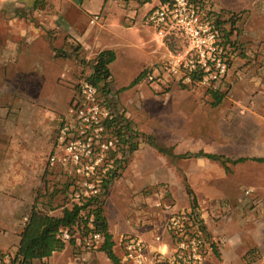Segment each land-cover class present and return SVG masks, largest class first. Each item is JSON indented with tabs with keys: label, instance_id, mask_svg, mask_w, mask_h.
<instances>
[{
	"label": "rangeland",
	"instance_id": "rangeland-1",
	"mask_svg": "<svg viewBox=\"0 0 264 264\" xmlns=\"http://www.w3.org/2000/svg\"><path fill=\"white\" fill-rule=\"evenodd\" d=\"M159 1L152 0L153 7ZM209 1L215 9L233 11L241 17L237 53L227 85L220 92L185 87L174 81L161 82V77L149 81L148 75L160 70L172 53L187 50L186 40L178 35L175 40L162 42L148 27L145 15L140 13L137 16L132 5L129 11L138 18L135 27L126 25L123 30L116 29L123 3L122 0H108L105 24L109 28L100 31V23L90 27L93 35L88 43L98 45V49L74 44L71 51L64 48L58 51L57 57L63 64L68 63L75 70L81 68V71L76 70L79 74L74 79L60 78L69 83V88H51L49 82L48 86L41 85L35 81L37 78L22 75L11 82L3 94L8 103L16 89L31 91L41 103L60 107L56 114L61 117L67 113L81 82L92 76L101 50L116 53V60L109 65L106 90L120 106L126 121L136 129L135 148L128 169L108 188L102 199L118 256H121L119 244L122 237L139 236L145 240L140 236L142 231L150 236L157 248L169 242L168 222L172 212H185L198 219L208 246L203 264H216L221 254L233 246L251 247L249 238L243 234L251 220L246 223L244 220L251 218L249 213L263 202L264 163L249 160L236 166L229 165L227 171L219 162L204 157L171 159L147 143V137L152 135L174 147L175 154L204 151L230 159L264 158V86L252 88V79H242L243 73H251L256 76V82L261 80L264 85V0ZM88 3H91L93 13H99L104 0H90ZM142 18L143 22L140 21ZM122 20L130 22L127 18ZM51 37L58 36L52 33ZM142 73L145 76L139 84L123 90ZM215 96L221 99L219 103H216ZM14 111L15 115L8 119L3 132L14 128L12 121L19 113ZM56 180L54 177L45 180V186L37 190L41 201L34 206L61 216L63 209L71 206L63 188L69 180L63 178L59 183ZM186 185L197 198L196 207L191 204ZM165 205L171 208L167 210ZM158 236L162 238L160 242L156 241ZM14 240L12 235L10 245ZM66 247L65 251L54 254L50 264H112L103 252L80 250L71 244ZM146 257L147 264H150V254ZM5 259L0 256V264ZM232 263L235 262H224Z\"/></svg>",
	"mask_w": 264,
	"mask_h": 264
},
{
	"label": "crops",
	"instance_id": "crops-1",
	"mask_svg": "<svg viewBox=\"0 0 264 264\" xmlns=\"http://www.w3.org/2000/svg\"><path fill=\"white\" fill-rule=\"evenodd\" d=\"M36 1L0 0V253L11 256L20 245V235L30 213L28 210L41 201L37 190L45 186L48 178H57L59 183L67 177L62 169H50L47 164L48 157L55 151L60 125V116L57 117L56 112L60 107L41 103L31 91L16 89L8 103L4 101L3 94L7 92L8 85L22 75L33 76L37 78L36 82L45 86L50 84L51 88H69V83H64L60 78L74 79L81 68L78 67L76 71L68 63L63 64L57 57L58 51L61 48L71 51L74 44L84 48L88 46L91 50L98 49V45L88 43L93 35L90 18L95 14L102 16L98 23L100 31L109 28L105 24L108 0L99 5L102 8L99 13H93L91 3H88L90 0H47L48 5L43 9H35ZM122 3L124 9L120 10V22L115 27L118 30H123L126 25L135 27L138 21L136 15L140 13L145 15L146 20L148 12L162 1L154 7L152 0H122ZM131 5L134 6L135 16L129 11ZM123 18L130 22L123 21ZM52 33L58 37H51ZM261 85L264 86L261 80L250 84L252 88H261ZM14 110L19 111L12 121L14 128L3 132L8 119L15 115ZM68 183L66 181L63 186L64 190H67ZM249 216L251 218L245 219L244 223L248 219L251 222L245 226L243 234L249 238L251 247L233 246L224 251V255L221 254L216 264H224L226 260L237 264H264V199ZM12 235L15 240L10 245ZM140 236L145 238L149 253L157 248L148 234L142 231ZM53 256L34 261L33 264H50ZM5 258L4 262L8 263L10 257Z\"/></svg>",
	"mask_w": 264,
	"mask_h": 264
},
{
	"label": "built area",
	"instance_id": "built-area-1",
	"mask_svg": "<svg viewBox=\"0 0 264 264\" xmlns=\"http://www.w3.org/2000/svg\"><path fill=\"white\" fill-rule=\"evenodd\" d=\"M166 0L146 15V23L159 40H175L182 35L188 44L185 51L172 53L160 70L148 75L149 81L177 82L185 87L206 89L215 93L227 85L229 60L221 36L208 16L209 0ZM214 7V6H213ZM215 8V7H214ZM102 20L93 15L91 25ZM120 106L108 90L88 80L81 82L66 114L60 117L55 151L48 157L50 169H62L69 180L67 193L71 205L91 199L102 200L115 181L128 168L136 129L126 121ZM249 194V192H247ZM160 206V203L158 204ZM169 210L171 207L165 205ZM198 219L185 212H172L168 222L170 241L151 253L139 236H124L120 241L123 264H203L208 246ZM27 221V218L25 219ZM92 221V219H91ZM61 238L71 239L68 230ZM161 237H156L160 242ZM102 242L99 232L85 241L84 249L95 250Z\"/></svg>",
	"mask_w": 264,
	"mask_h": 264
},
{
	"label": "trees",
	"instance_id": "trees-1",
	"mask_svg": "<svg viewBox=\"0 0 264 264\" xmlns=\"http://www.w3.org/2000/svg\"><path fill=\"white\" fill-rule=\"evenodd\" d=\"M165 3L166 0H161ZM195 4L200 3L199 0H194ZM48 5L47 0H37L35 2V9H43ZM202 9L204 5L200 3ZM208 16L212 15L214 17V23L218 29L222 45L224 46L227 57L229 60V72L231 70L232 64L234 62L235 55L237 53V43L239 41L238 37L240 35V15L239 13L229 12L221 9L208 10ZM116 60V53L112 50H104L100 52L95 60L94 72L89 82L95 85H103V89H106L108 85V79L110 77L109 65ZM241 74V73H240ZM244 81L249 79H254L251 73H243ZM145 74L138 76L127 88L134 87L139 84L142 79H144ZM256 81H254L255 83ZM217 95V94H216ZM220 98L215 96L216 103L220 102ZM147 143L155 148L159 153L167 156L174 160L188 159V158H198L204 157L206 159L219 162L221 165L230 170L229 165H239L245 163L249 160L264 163V158H238L230 159L222 155L210 154L204 151H199L197 153H186V154H175V148L172 146H167L160 142L156 136L149 135L147 137ZM132 150H134V143L131 145ZM70 189V184L67 185V194ZM187 193L190 197L191 204L193 207L197 206V198L190 188L186 185ZM104 201L99 199H91L88 202L77 204L74 203L70 207L63 209L61 216H56L47 211L44 208H37L33 206L30 213L28 214L27 221L23 231L20 235L21 241L18 246L17 252L11 256V254L0 253V256H9L10 260L8 263L3 262V264H33L34 261L48 259L53 254L57 252H62L67 244L75 245V247L80 248V250L90 251L84 249L85 241L93 233L99 232L102 236V242L100 246L94 251H100L106 254L108 259L112 264H123L122 259L118 254L115 253L114 247L115 242L113 241V236L110 234L108 229V223L104 215ZM92 219V221H91ZM68 230L71 234V239L65 241L61 238V231Z\"/></svg>",
	"mask_w": 264,
	"mask_h": 264
}]
</instances>
